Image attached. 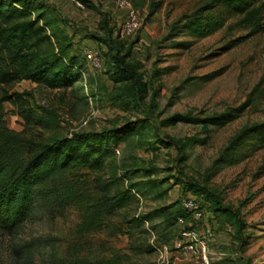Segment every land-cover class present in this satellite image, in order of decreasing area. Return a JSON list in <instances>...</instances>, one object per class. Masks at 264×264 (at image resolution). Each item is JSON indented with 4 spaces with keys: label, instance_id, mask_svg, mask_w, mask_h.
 <instances>
[{
    "label": "rangeland",
    "instance_id": "rangeland-1",
    "mask_svg": "<svg viewBox=\"0 0 264 264\" xmlns=\"http://www.w3.org/2000/svg\"><path fill=\"white\" fill-rule=\"evenodd\" d=\"M31 1L51 35L40 56L59 55L62 46L82 72L65 89L0 84V92L28 99L20 108L27 119L4 104L6 124L35 141L103 134L111 153L92 184L106 182L108 194L127 201L83 237L74 206L55 212L39 202L18 227H0V264H52L54 254L117 256L120 264H264V29L248 35L239 14L222 4L208 10L213 0H130L140 26L122 36L126 11L116 0ZM207 13L222 15L221 26L202 36L183 28ZM86 49L98 51V64ZM128 50L132 76L116 64ZM183 197L202 206L200 219ZM184 229L198 234L195 253L177 246Z\"/></svg>",
    "mask_w": 264,
    "mask_h": 264
},
{
    "label": "trees",
    "instance_id": "trees-1",
    "mask_svg": "<svg viewBox=\"0 0 264 264\" xmlns=\"http://www.w3.org/2000/svg\"><path fill=\"white\" fill-rule=\"evenodd\" d=\"M214 4L239 14L238 24L249 30L248 35L264 29V0H213L207 9ZM35 7L31 0H0V84L29 80L49 89H65L80 78L82 64L77 55L67 54L62 46L59 55L40 56L41 46L51 42V35L41 22L42 15H32ZM222 23V15L207 13L192 17L183 28L202 36ZM130 55L128 50L116 64L132 76L135 67L125 63ZM26 94L0 92V227H18L40 202L55 212L74 206L80 216L75 228L79 237L104 228L109 217L127 201L124 193L110 195L106 182L92 184L97 177L90 178L111 153L107 138L98 133H75L35 141L9 128L4 104L10 103L27 119L20 109L28 102ZM51 262L120 264L117 256L88 259L74 254H54Z\"/></svg>",
    "mask_w": 264,
    "mask_h": 264
},
{
    "label": "built area",
    "instance_id": "built-area-1",
    "mask_svg": "<svg viewBox=\"0 0 264 264\" xmlns=\"http://www.w3.org/2000/svg\"><path fill=\"white\" fill-rule=\"evenodd\" d=\"M77 7H82L80 0H71ZM116 6L126 11V17L120 26V33L122 36L132 35L140 26V20L137 11L134 9L130 0H116ZM85 57L93 64H98L99 53L97 50L86 49L84 51ZM181 204L194 219H200L203 216L202 206L192 197H183ZM178 222L182 224L183 218L179 217ZM181 239L178 241L177 246L185 253H195L193 242L197 240L198 234L193 230H183L181 232ZM201 257L206 258L204 247L200 251Z\"/></svg>",
    "mask_w": 264,
    "mask_h": 264
}]
</instances>
